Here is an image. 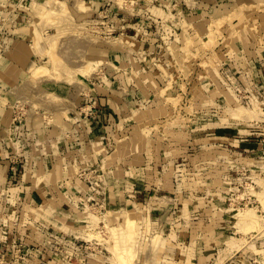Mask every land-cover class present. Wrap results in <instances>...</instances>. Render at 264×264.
Masks as SVG:
<instances>
[{"label":"rangeland","instance_id":"obj_1","mask_svg":"<svg viewBox=\"0 0 264 264\" xmlns=\"http://www.w3.org/2000/svg\"><path fill=\"white\" fill-rule=\"evenodd\" d=\"M0 164V264H264V0H0Z\"/></svg>","mask_w":264,"mask_h":264},{"label":"crops","instance_id":"obj_2","mask_svg":"<svg viewBox=\"0 0 264 264\" xmlns=\"http://www.w3.org/2000/svg\"><path fill=\"white\" fill-rule=\"evenodd\" d=\"M20 160H22V159H20ZM9 162L10 161H8V163ZM22 162H23L22 163V168H23V172L22 173L23 174L26 173L27 175H29V172H31V175H32L33 171H35V160H34V157H32L30 154H28L27 158L24 161H22ZM3 163H4V161H2V164ZM8 163L5 164V165L8 166ZM6 166L3 167V165L0 164V169H1V171H0V186L2 184L1 182L4 181V176H6V168H5ZM13 167H15V166L12 165L11 168H13ZM8 175L11 176L12 178H17L16 175L13 174L12 170H10L8 172ZM14 184L16 185V182H14ZM25 184H28V182L27 183L25 182ZM20 186H21V188H24V186H22V184H20ZM17 187L18 186H15V188H17Z\"/></svg>","mask_w":264,"mask_h":264}]
</instances>
